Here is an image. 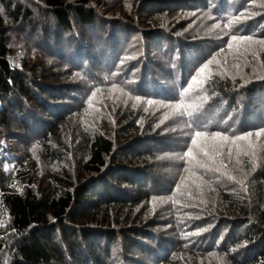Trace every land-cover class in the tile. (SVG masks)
Instances as JSON below:
<instances>
[{"label":"trees","instance_id":"16d2710c","mask_svg":"<svg viewBox=\"0 0 264 264\" xmlns=\"http://www.w3.org/2000/svg\"><path fill=\"white\" fill-rule=\"evenodd\" d=\"M2 1L12 10L13 1ZM44 2L51 21L38 27L25 22V28L66 68L84 72L88 83L61 87L54 85L62 78L30 81L10 57L12 37L0 13V133L19 123L18 140L46 126L38 143L50 160L63 162L52 144L61 143L59 118L73 108L69 101L78 99L72 91L121 83L131 100L174 106L156 108L163 110L165 122L174 115L178 122L164 129L159 121L151 133L133 135V129L144 128L146 114L139 115L138 106L118 113L116 129L108 127L75 145L79 180L69 171L54 174L56 182L48 188L36 186L34 160L24 159L13 172L12 159L24 156L6 160L1 153L0 264H175L177 252L170 249L177 247L175 241H190L185 247L204 255L224 254L233 264H264V134L224 142L211 159L203 156L212 146L211 133L231 141L264 130V51L259 45L254 49L255 43L232 41L233 36L264 40V0H180L177 4L188 7L198 22L215 25L207 31L216 30V39L152 21L145 32L156 42L157 55L148 49L124 71L119 67L132 29L128 21L118 26L119 21L104 20L99 0ZM15 10L17 22L33 15L29 7ZM241 13L255 15L229 25ZM179 104L190 107L176 108ZM38 111L56 118L41 119ZM197 131L208 134L209 147L193 148L189 157ZM156 213L165 216L154 218Z\"/></svg>","mask_w":264,"mask_h":264},{"label":"rangeland","instance_id":"374dc122","mask_svg":"<svg viewBox=\"0 0 264 264\" xmlns=\"http://www.w3.org/2000/svg\"><path fill=\"white\" fill-rule=\"evenodd\" d=\"M11 1L14 2V4L10 3L12 10H15L16 7H23L25 9L29 7L30 11L33 13L29 19H23L21 22H17L12 10H10V8L7 7L2 0H0V13L7 22L5 30H8L10 33L9 35L12 37L10 40V45L12 47L10 57H13L14 62L21 66V70L25 73V76L30 78V81H33V78H38V81L44 82L43 84H46L45 82L54 83V80H57V78H62L60 82L54 85H60L61 87L67 86L68 84L74 86L76 84L80 86L87 84L88 76H86L84 72H73L66 68V65H64L65 63L49 55V53L45 50L46 46L37 42L38 40L35 41V35H32L28 28H25V22H29V24L33 23V25H31L32 27H38L42 24L43 26H46L45 23L51 21V15L49 17L47 13L48 9L44 4V0ZM188 1L190 2V0ZM179 2L180 0H99L98 10L106 12L104 15H100L104 20L109 19L113 22L119 21L117 22L118 26H122L120 23L122 24L123 21H128L132 27L130 31L131 34L127 39L124 50L125 64L119 67L121 71L127 69L131 59L141 58L142 54L148 49L152 48L151 51L155 52L157 55L158 51H154L156 42H152L148 37L150 34L145 32V29L152 24V21L163 24L167 28L176 29L179 33L188 32L195 35L194 37H198L200 35L203 38L209 37L210 39H216V30L207 31V29H210L215 25L209 22L207 24L201 21L198 22L199 17L195 18L193 13L189 12L188 7H181L177 4ZM153 3L158 6L153 8ZM109 15L113 17H110ZM188 23L190 24L188 25ZM185 24L188 26L186 28H182ZM79 28L83 34L86 33V30L82 25H79ZM210 39H204L203 41H205L204 43L206 44H210L211 42L208 41ZM256 46L257 44H255L253 48L257 49ZM24 53L26 55H24ZM31 66L33 67L32 70L29 69ZM260 68H264L263 62L260 64ZM134 71L135 70L132 71V75L135 74ZM118 73L119 71H117L115 75H118ZM120 85L121 87H114L115 85H112V87L105 86L91 92L81 88H77L72 91L71 94L76 95L78 99H71L69 102L71 104L74 102L73 108L59 118L64 123L61 128V143L59 142L54 144V141L52 144L58 150L59 154L64 156L63 159L65 161L53 162L47 156L46 148L42 146V144L38 143L40 136L43 132H45V130H47L48 127L39 126L41 131H39V129L36 131L30 129L22 139L17 140V134L14 133V129H18L17 125L19 126V123L15 125L13 124L11 130H5L0 133L2 138L0 139V154H5L3 159H12L15 154L20 157L24 156L23 159H12V165L9 164V167L13 168V172L20 168L21 162L24 159H30V161L34 160L35 166L37 167L35 177L37 180L36 186L38 188H40V185L42 188H48L53 182H56V179H53L51 175L54 176L55 174L56 176H60L67 171L75 176L76 180L74 181H78L79 176H77V174L79 173V168L77 167V158L75 156V145L82 142L84 137L93 136L97 133H105L108 127L116 129L114 125L117 124L115 120L118 113L120 114L122 112L126 114L128 112L127 110L131 111V107L135 104L138 106L137 112L139 115L146 114L144 115V128L133 129V132L135 131L133 135L139 131L141 132L142 130H144L143 133H151L148 130L156 122H165L166 118H163V114L160 113L163 112V110L156 108L161 104H153L150 106L143 104L140 99L134 100L133 98V100H131L130 95L125 93V91H129L126 89V83H121ZM64 91L68 92L67 88H64ZM93 93H95V95H93ZM128 93L131 94L130 92ZM132 101H134L133 105L131 104ZM64 109L66 110V107ZM37 113L41 119L43 116L44 118L48 116L47 113L43 111H38ZM175 116L176 115L173 116V119L165 122L163 126L164 129H166V125H171L170 127H172L177 124L178 119L174 118ZM47 118H49V116ZM55 118L51 117L49 119L54 120ZM148 120H150L153 124H147ZM145 126L147 128H145ZM174 130L175 129H172L169 132H173ZM153 132L157 133L155 130ZM28 172L31 174L34 173L35 170L32 171L31 168ZM87 176H89V174H85L84 178ZM157 215H160V213H156L154 218H156ZM145 217L147 218V216ZM164 230L169 234L170 228ZM176 231L179 230L177 229ZM186 243L189 244L190 241H175L173 245L177 247H170L171 250L174 249L175 252H177L173 258L176 260L175 264H233L226 259L224 254L219 253L204 255L198 253V251L193 252L185 247Z\"/></svg>","mask_w":264,"mask_h":264},{"label":"snow or ice","instance_id":"6c2138e0","mask_svg":"<svg viewBox=\"0 0 264 264\" xmlns=\"http://www.w3.org/2000/svg\"><path fill=\"white\" fill-rule=\"evenodd\" d=\"M261 7H264V5H261ZM251 15H255V13H241V17L236 18L233 21H229V25H231L234 22L239 21L241 18H248ZM218 27V26H217ZM232 41L233 42H240L243 41L245 43H255L257 45L260 46L261 50L264 51V40H258V41H253L252 37H237V36H233L232 37ZM229 47H232V44L229 45ZM252 56L255 59L257 56L256 51L252 52ZM215 60V57H213L212 61H209L207 64H205L203 67H201L199 69V74L201 73H205L208 70L209 64H211L213 61ZM193 82L194 83H200V81L197 79V76H194L193 78ZM115 87V86H114ZM192 88V85H189V89ZM189 89H185V92H188ZM93 95H95V93H93ZM136 100H139L140 97H135ZM148 104H152L153 101L149 100L147 101ZM136 105L134 104L133 107H135ZM163 107L166 108H172L174 106H169V105H163ZM176 108L179 109H187L190 106L187 105H183V104H179L175 106ZM181 113H184L183 111H181ZM191 113H189L190 115ZM262 134H264V130H261L260 132H256V133H248L245 136H241V137H234L233 140L229 141V138L224 136L222 133L220 132H215V133H211V140H212V146L209 147V136L208 134L204 133V132H199L197 131L194 135V139H192V145L193 147L191 148V151L188 152V156L191 157L193 154V148H197L198 152L203 151L204 148L209 147V151H203V156L205 159H211V155H214L215 153H218L221 149H220V145L223 144L224 142H229V143H234L235 141H245L248 140L250 136L255 135L257 137L261 136ZM249 147H252L251 145H249ZM211 154V155H210ZM223 165H221L222 167ZM253 167H255V165H253ZM215 171H220V167H215L214 168ZM183 182V181H182ZM197 235L199 233H196Z\"/></svg>","mask_w":264,"mask_h":264}]
</instances>
